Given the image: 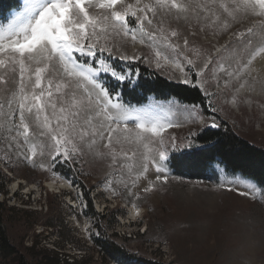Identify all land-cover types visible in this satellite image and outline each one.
Masks as SVG:
<instances>
[{
  "label": "rangeland",
  "instance_id": "rangeland-1",
  "mask_svg": "<svg viewBox=\"0 0 264 264\" xmlns=\"http://www.w3.org/2000/svg\"><path fill=\"white\" fill-rule=\"evenodd\" d=\"M126 2L134 3L135 0ZM226 2L232 6L230 0ZM24 3L25 0H21L19 8L0 25H6L22 10ZM216 10L221 19L226 17L218 6ZM260 19L249 16L226 32L216 27L206 28L196 37L189 36V43L198 46L202 52L223 55L226 67L229 64L235 66V58L229 57L223 47L238 53L241 64L246 63L252 51L260 46V41L254 39L252 47L245 51L242 41L232 33L247 27L258 32ZM184 31L187 34V30ZM213 31L217 35L213 36ZM113 42L115 40L109 41ZM214 48H221V53H215ZM123 49L138 59L130 62L114 59V63L117 61L121 65L118 71L126 68L124 73H132L130 64L145 57L151 59L150 50L140 44L134 47L125 44ZM188 55L195 58L191 52ZM203 59L204 55H201L197 63ZM143 63L161 76L183 83L178 78V71L173 72L170 68L158 70L154 64ZM212 70L213 65L209 64L205 76L213 95L211 98L206 96L207 109L176 98L161 100L151 97L141 105L122 99L133 108L152 111L181 125L163 133L166 146L169 138H175V146L168 147L166 174L169 179L167 184L158 182L152 192L145 193L142 189L149 181L155 180L154 165L149 163L147 178L141 177L135 187L132 184L135 175H130L128 168L122 166L132 163L133 173L138 171L135 165L141 163L140 153L144 150L136 145H125L126 150L137 148L133 161L118 157L117 163L111 167L110 157L94 159L89 156L77 163L58 158L59 162H56L51 161L46 153L35 158L33 167L32 162L18 159L14 149L9 150L4 142H0V174L5 182L0 201L13 208L12 212L8 211L12 243L25 253L33 248L38 256L43 252L57 253L61 259H77L82 264H264V202L260 200L264 186L241 174L231 173L220 164L215 165V175L207 174L203 179L179 175L170 167L172 154L196 146L197 134L214 122H226L241 137L264 146V107L261 106L264 105V54L253 61L249 69L251 76H247L248 84L240 94H236L235 89L245 77L224 87L229 78L221 72L218 73L219 79L214 80ZM109 77H103L107 86L115 80L112 77L109 80ZM196 79L200 78L193 77L194 81ZM134 80L132 75L131 81ZM250 85L253 86L251 91L248 90ZM9 87L14 89L16 86ZM109 89L121 97L114 85ZM233 96L237 100L235 107L231 103ZM246 99L252 103L249 105ZM200 118L203 123L193 122ZM41 162L47 170L40 167ZM245 184L255 185L262 193L255 194L256 199L239 195L241 191H248ZM229 188L234 190L229 191ZM138 210L140 214L136 215ZM98 239L116 242L123 252L114 255L102 250L96 243ZM0 264H10V261L0 258Z\"/></svg>",
  "mask_w": 264,
  "mask_h": 264
},
{
  "label": "snow or ice",
  "instance_id": "snow-or-ice-1",
  "mask_svg": "<svg viewBox=\"0 0 264 264\" xmlns=\"http://www.w3.org/2000/svg\"><path fill=\"white\" fill-rule=\"evenodd\" d=\"M230 3L231 7L226 0H25L22 10L6 25H0V142L9 150L14 149L18 159L32 162L33 167L35 158L45 153L56 162L58 158L77 163L89 156L110 157L111 167L118 157L133 161L137 148L142 147L136 173L134 164L122 165L135 175L133 187L141 177L147 178L149 163L157 175L142 191H154L158 182L167 184L168 147L175 146V138H169L166 146L163 133L181 125L123 103L103 77L130 82L133 74L118 71L114 59H138L128 55L123 46L140 44L151 52V59L145 57L141 62L154 64L158 70L178 71L183 83L198 86L205 96L213 95L205 76L209 64L213 65L212 79L218 80L221 72L229 78L224 87L245 77L235 89L240 94L248 84L253 61L264 54V0ZM217 6L226 14L224 19ZM249 16L261 18L260 30L247 27L232 33L242 41L245 51L252 47L254 39L260 41L246 63L241 64L238 53L222 46L229 57L235 58V66L226 67L223 55L202 52L189 43V36L196 37L206 28L226 32ZM221 51L214 48L215 53ZM105 52L107 56L103 55ZM201 55L204 59L197 63ZM193 77L200 79L194 81ZM216 87L219 89L220 84ZM248 90H253V86ZM245 102L252 103L250 99ZM231 103L237 105L235 96ZM193 122L204 121L200 118ZM212 126L217 125L214 122ZM126 144L137 148L126 150ZM40 167L47 170L43 162ZM244 187L248 191L239 192L241 196L256 199L255 194L262 193L255 185ZM135 195L140 198L138 193ZM260 200L264 202V194ZM139 214L138 210L136 215Z\"/></svg>",
  "mask_w": 264,
  "mask_h": 264
},
{
  "label": "trees",
  "instance_id": "trees-1",
  "mask_svg": "<svg viewBox=\"0 0 264 264\" xmlns=\"http://www.w3.org/2000/svg\"><path fill=\"white\" fill-rule=\"evenodd\" d=\"M20 5L21 0H0V24ZM114 64L120 70L121 65L117 61ZM129 69L135 76L134 81L119 82L115 79L108 85H114L124 101L141 105L151 97L161 100L176 98L185 103L200 104L207 109V97L199 87L163 77L141 61L130 64ZM125 70L123 68L121 71ZM195 143L196 146L182 153L172 154L170 167L175 173L203 179L207 174L215 175V165L220 164L227 171L241 174L264 186V146L255 145L241 137L232 125L224 122L218 124L217 128H206L197 134ZM4 190V177L0 174V192ZM12 210L5 201H0V258L9 259L10 264H82L77 259H61L57 253L43 252L38 256L32 251L33 248H29L31 251L27 253L21 251L12 243L9 235L8 211ZM96 243L102 250L114 255L123 252L114 241L98 239Z\"/></svg>",
  "mask_w": 264,
  "mask_h": 264
},
{
  "label": "water",
  "instance_id": "water-1",
  "mask_svg": "<svg viewBox=\"0 0 264 264\" xmlns=\"http://www.w3.org/2000/svg\"><path fill=\"white\" fill-rule=\"evenodd\" d=\"M216 125H217L216 127H213L212 125L210 127L217 128L218 127V124H216Z\"/></svg>",
  "mask_w": 264,
  "mask_h": 264
},
{
  "label": "bare ground",
  "instance_id": "bare-ground-1",
  "mask_svg": "<svg viewBox=\"0 0 264 264\" xmlns=\"http://www.w3.org/2000/svg\"><path fill=\"white\" fill-rule=\"evenodd\" d=\"M261 62H263V60L261 61ZM50 186V185H49ZM51 187V186H50ZM14 188H17V186L15 185V187Z\"/></svg>",
  "mask_w": 264,
  "mask_h": 264
}]
</instances>
